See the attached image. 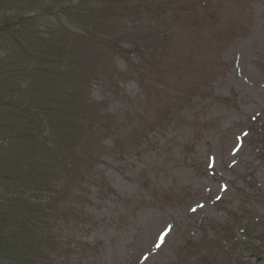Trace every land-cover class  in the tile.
<instances>
[{
	"label": "rangeland",
	"instance_id": "374dc122",
	"mask_svg": "<svg viewBox=\"0 0 264 264\" xmlns=\"http://www.w3.org/2000/svg\"><path fill=\"white\" fill-rule=\"evenodd\" d=\"M57 1L0 0V14L30 17ZM88 2L91 11L110 2L112 15L83 17L102 45L91 49L98 63L77 97L82 120L65 133L59 187L34 193L49 169L6 184L23 202L14 216L43 206L31 224L43 240L35 264H230L234 242L247 258V219L264 216V0ZM78 21L44 17L33 27L51 44L61 24ZM64 37L68 51L83 42ZM45 76L23 87L37 107L55 82ZM27 148L12 151L16 171L29 170ZM259 256L249 264H264Z\"/></svg>",
	"mask_w": 264,
	"mask_h": 264
},
{
	"label": "trees",
	"instance_id": "16d2710c",
	"mask_svg": "<svg viewBox=\"0 0 264 264\" xmlns=\"http://www.w3.org/2000/svg\"><path fill=\"white\" fill-rule=\"evenodd\" d=\"M33 1L22 0L26 6H31ZM58 1L53 4L43 2L45 4L43 10L30 17L21 15L10 17L3 10L0 14V264H35L34 251L36 246H42L43 240L36 239L38 235L34 234L31 224H35V219L42 213L43 206L39 203L40 206L35 204L34 208L30 207L27 209L28 216H14L12 209L16 206L21 208L23 202L21 196L18 202L12 200L11 195L16 196V194L10 193L12 187H7L6 184L8 180L9 183L15 184L23 174L28 181L39 179V175L43 179L40 171L49 169L47 176L52 177L44 180L40 186L36 185L34 193H39V196L40 193H51L58 189L59 164L61 158L70 153L65 145V133L74 130L73 126L82 120L81 110L77 107L79 102L77 97L81 90L89 88L94 67L98 63L91 49L96 50L97 46L102 45L85 34V25L88 21L83 17L92 15L91 13L87 15L86 11L97 13L100 19L112 15L110 2H103L101 10L91 11L86 10L85 7V3H89L90 0H82L78 5L67 0ZM23 3L20 2V5L23 6ZM44 17L55 18L56 21H62L64 17H77L80 21L75 27L61 24L58 34L60 42L56 40L57 42L47 44L45 42L48 38L47 34L45 35L44 32L40 34L33 27L36 20ZM65 35L82 38L83 42L74 45L68 51L64 42ZM41 46H46L48 49H42ZM46 73H50L51 76L45 78L59 82L61 87L56 88L55 82L47 83L46 87H42L39 107H37L35 99L29 98L23 87L26 86L29 76L39 78ZM68 81L72 84L66 87ZM54 97L61 103V108L44 106L49 102L48 99ZM15 139H20L19 144L12 148L9 144ZM20 145L22 147L26 145L27 155L33 156L30 158L29 170L26 171H16L20 168L15 165L22 163V160L21 156L12 151L17 150ZM9 151L12 154L10 159ZM8 161L13 163L12 167H16L12 174L9 173ZM37 161H40V165ZM52 161L57 162L54 165ZM20 202L21 205L18 204ZM28 206L29 202L25 204V208ZM247 221L248 225L243 229L244 235L248 236L245 243L247 249L244 250L247 252V258L242 256L243 251L240 250H238L240 254L237 255L236 249L240 243L234 242L226 247L227 251L235 249L231 251L230 264H249L254 253L260 257L259 254L264 251V216L256 218L250 216ZM242 225L243 223L237 227ZM232 235L235 237L234 234ZM259 241L261 245L256 246L255 242Z\"/></svg>",
	"mask_w": 264,
	"mask_h": 264
}]
</instances>
